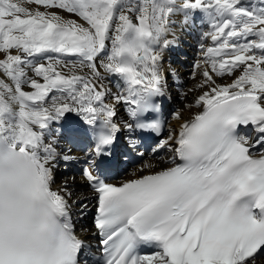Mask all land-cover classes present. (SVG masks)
Returning a JSON list of instances; mask_svg holds the SVG:
<instances>
[{
  "label": "snow or ice",
  "instance_id": "snow-or-ice-1",
  "mask_svg": "<svg viewBox=\"0 0 264 264\" xmlns=\"http://www.w3.org/2000/svg\"><path fill=\"white\" fill-rule=\"evenodd\" d=\"M197 12L207 25L194 65L200 111L156 140L151 152L171 153L168 166L142 163L137 178L106 182L121 131L141 157L144 137L163 136V55L178 43L175 17L183 29ZM69 113L83 131L66 143L88 144L95 251L76 235L67 181L63 195L53 190L55 169L79 162L61 147ZM262 261L264 0H0V264Z\"/></svg>",
  "mask_w": 264,
  "mask_h": 264
},
{
  "label": "bare ground",
  "instance_id": "bare-ground-1",
  "mask_svg": "<svg viewBox=\"0 0 264 264\" xmlns=\"http://www.w3.org/2000/svg\"><path fill=\"white\" fill-rule=\"evenodd\" d=\"M30 7L36 8V5H31ZM197 15L193 18L192 23L188 26H185L183 29L179 26L180 22L183 20L182 16L175 17L177 21L176 27V36L178 37L177 46L168 49L163 55V67L164 72L167 75V85L165 88V94L163 98L167 100L172 110V117L170 123L171 131L178 132L180 125L185 121L191 119L200 109L194 106L196 98L202 94L203 90L199 89V83L203 79L200 75V69L194 67V65L202 59L199 52V43H200V32L201 30H206L207 25L201 23L200 13L197 12ZM66 18L77 19L75 17L64 14ZM77 22H80L77 19ZM81 23V22H80ZM211 42L208 41V44ZM183 65L186 67H192L193 72L195 73L194 82H189L186 84L184 75ZM219 84H230L232 82V77L225 76L223 78L215 77ZM104 83L106 86L112 90V92H117L120 89L117 88V84L120 83L121 87L122 82L118 80L115 76L108 77ZM192 89H197L195 91H190ZM187 94L185 97L184 94ZM192 105L191 107H189ZM120 106H117L116 111L120 113ZM180 113L181 119H176L174 113ZM118 121L124 119L121 115H118ZM65 142V141H64ZM73 154H79L80 149L74 144L72 146ZM62 181H67V187L72 192V196L69 199V202L74 206L77 205L78 201L81 199L87 200L91 199V193L86 190V186L83 184L81 178H75L73 181L69 179H64ZM62 182H60L56 188L62 189ZM59 190V191H60ZM72 206V207H73ZM78 209L77 206H75ZM83 226H78V229L81 230ZM264 264V261H262Z\"/></svg>",
  "mask_w": 264,
  "mask_h": 264
}]
</instances>
